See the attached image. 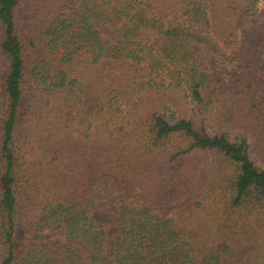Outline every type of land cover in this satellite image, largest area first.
Returning a JSON list of instances; mask_svg holds the SVG:
<instances>
[{
	"label": "trees",
	"instance_id": "1",
	"mask_svg": "<svg viewBox=\"0 0 264 264\" xmlns=\"http://www.w3.org/2000/svg\"><path fill=\"white\" fill-rule=\"evenodd\" d=\"M237 1L0 0V264H264V11Z\"/></svg>",
	"mask_w": 264,
	"mask_h": 264
},
{
	"label": "rangeland",
	"instance_id": "2",
	"mask_svg": "<svg viewBox=\"0 0 264 264\" xmlns=\"http://www.w3.org/2000/svg\"><path fill=\"white\" fill-rule=\"evenodd\" d=\"M227 1H229V0H207L208 8H209V14H210L211 20H213L214 24L219 23V21L216 20L217 17H215V14H216L218 8L220 7V5L223 2H227ZM230 1L231 2L234 1V3L236 5L238 4L237 0H230ZM257 6L264 11V1L263 0H260L259 3H257ZM232 29H233V25L232 26L227 25L226 31H223L220 29H218V31H216L214 29L215 36L218 39L220 45L222 44L224 47L226 46L227 48L232 46L231 39H227V37L229 36L228 33ZM225 36H227V37H225ZM199 56H200V62L202 64L201 68L207 73L208 77L210 79H212L213 78V73H212L213 69L211 67V64L203 58L202 53H199ZM57 61H58V55L55 57L54 63H57ZM94 217L97 220L104 222L107 226V242H106L107 248L110 249V248L114 247V245L118 241V234H119V223L117 221L116 210H115L114 206L112 204L100 205L99 207H97L94 210ZM51 233L54 234L55 236L63 239L65 242H68V238L64 234V232L52 230Z\"/></svg>",
	"mask_w": 264,
	"mask_h": 264
}]
</instances>
